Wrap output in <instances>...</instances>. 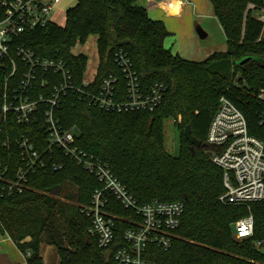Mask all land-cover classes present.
Here are the masks:
<instances>
[{"label":"trees","instance_id":"16d2710c","mask_svg":"<svg viewBox=\"0 0 264 264\" xmlns=\"http://www.w3.org/2000/svg\"><path fill=\"white\" fill-rule=\"evenodd\" d=\"M210 2L227 49L213 51L201 61L167 49L165 23L152 19L137 0H76L65 13L64 26L52 22L19 38L42 57L66 61L80 82L89 59L72 49L95 35L97 81L115 73L123 85L114 60L115 52L123 51L145 88L155 83L165 86L163 100L153 111H106L77 100L72 93L62 98L58 111L64 125L77 128V145L109 164L139 204L155 199L184 203L171 246L148 247L155 264H264V250L256 246L257 241H264V203L250 205L254 235L236 239L233 223L249 210L220 200L225 192L223 171L213 162L212 147L206 143L209 123L222 96L244 113L252 134H264V102L258 97L264 89V41L258 40L262 24L247 12L248 4L261 5L263 0ZM10 69L0 65V89ZM168 120L178 134L177 154L166 148ZM45 127L44 121L18 125L9 120L0 132V163L8 165L9 174L13 175L20 162L18 151L4 147L3 141L9 135L25 134L41 148L47 143ZM67 182L77 186L76 204L62 197ZM2 184L0 180V188ZM98 186L94 174L67 159L62 169L38 170L30 174L28 188L22 193L2 195L0 191V232L24 254L31 252L27 264H43L42 242L57 248L60 264H118L114 251L125 245V220L134 216V210L124 208L108 193L107 210L119 219L113 244L101 248L89 231L91 219L83 211Z\"/></svg>","mask_w":264,"mask_h":264},{"label":"built area","instance_id":"2783aa9c","mask_svg":"<svg viewBox=\"0 0 264 264\" xmlns=\"http://www.w3.org/2000/svg\"><path fill=\"white\" fill-rule=\"evenodd\" d=\"M60 2L0 0V65L11 68L0 89V132H4L9 120L18 125L44 121L47 134V143L41 148H36L32 137L25 134L14 138L9 135L3 141L4 147L18 151L20 165L11 175L8 165L0 163V180L3 181L0 191L2 195L22 193L28 188L30 174L45 168L59 170L66 159L72 161L94 174L99 182L90 203L83 209L91 219L89 231L98 245L109 248L115 239L119 217L107 210L108 193H111L124 208L134 210V216L125 220V245L116 248L114 260L118 264H155L149 257L148 247L156 245L168 249L171 246L184 213V203L155 199L139 204L109 164L77 145V128L64 125L58 111L62 98L69 93L77 100L106 111H153L163 100L165 86L155 83L145 88L131 59L123 51L114 54L124 78L123 85L115 73L97 81V69L91 77L86 76V70L77 82L66 61L42 57L25 42H19L27 31L52 23V15ZM247 12L261 22L258 40L264 41V0L261 5L248 4ZM258 97L264 102V89L258 92ZM206 143L212 147L209 152L213 162L223 171L225 192L220 200L246 206L249 210V214L233 223L234 237L250 238L254 235L250 205L264 203V134L261 137L252 134L244 113L222 96L209 123ZM256 246L264 250V241H257ZM30 255L27 251L22 264H27L26 258Z\"/></svg>","mask_w":264,"mask_h":264},{"label":"rangeland","instance_id":"374dc122","mask_svg":"<svg viewBox=\"0 0 264 264\" xmlns=\"http://www.w3.org/2000/svg\"><path fill=\"white\" fill-rule=\"evenodd\" d=\"M196 1L198 2V7H195V9L190 12L191 20L194 21L193 30L183 36L181 32L178 33L172 31L170 26L169 28L168 26H166L169 31V35H167V37L165 38V47L174 54L180 53L179 55H181L182 53H190L192 57L194 56L197 58L203 57L201 55L207 49H213L214 51H225L227 49L226 37L220 24L213 17L212 3L210 2V0H192V2L195 4ZM75 4L76 0H61L56 10L54 11V15H52V21L55 24L64 26L66 23V10L73 7ZM184 14H186V10L184 11ZM179 17L181 18L182 15L176 18ZM196 23H198V25L194 27ZM198 27L202 28L207 33V36L205 38H201L198 35ZM96 39L97 37L95 35L90 36L85 44H77V46L72 49V53L74 54L84 53L88 56L89 60L86 76L89 77H91L95 73L99 62ZM76 133H78V130H76ZM164 133L166 137L167 150H169L173 154H177L179 139L172 120H168L166 122ZM77 192V186L72 182H67L64 186L62 197L67 202L76 204L77 202H75V197L77 198ZM43 251L46 261H48L47 263L57 264L58 261L55 253L54 256L51 257V252L49 251V249H44Z\"/></svg>","mask_w":264,"mask_h":264},{"label":"crops","instance_id":"0c3cea01","mask_svg":"<svg viewBox=\"0 0 264 264\" xmlns=\"http://www.w3.org/2000/svg\"><path fill=\"white\" fill-rule=\"evenodd\" d=\"M137 2L147 8L148 14L152 19L163 21L165 25L168 26V28L170 26L172 31L178 33L181 32L184 36L188 32L193 30L194 21L191 20L190 12L194 10L195 7H198L197 1L196 4L193 3L192 0H137ZM185 10L186 14H184ZM181 15V18H176ZM213 17L217 21L216 17L214 16V12ZM197 25L198 23H196L194 27H196ZM213 51V49L205 50L201 55L203 56L201 58H197L194 56L192 57L190 53H182L183 55L181 54V56L187 59L201 61L206 59ZM44 249H49V251L51 252V257H53L55 253L58 261L57 264H60V257L57 248L54 245L42 242L40 253L43 258V264H49L47 263L48 261H46V258L44 256ZM24 262L25 254L18 248L15 242L8 235L2 234L0 232V264H22Z\"/></svg>","mask_w":264,"mask_h":264},{"label":"water","instance_id":"95a60500","mask_svg":"<svg viewBox=\"0 0 264 264\" xmlns=\"http://www.w3.org/2000/svg\"><path fill=\"white\" fill-rule=\"evenodd\" d=\"M197 33H198V35H199L201 38H205L206 35H207L206 32H205L202 28H200V27L197 28ZM209 155H211L210 152H209Z\"/></svg>","mask_w":264,"mask_h":264}]
</instances>
